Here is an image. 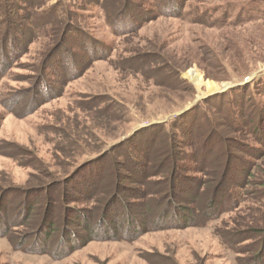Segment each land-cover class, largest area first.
Masks as SVG:
<instances>
[{"label": "rangeland", "instance_id": "374dc122", "mask_svg": "<svg viewBox=\"0 0 264 264\" xmlns=\"http://www.w3.org/2000/svg\"><path fill=\"white\" fill-rule=\"evenodd\" d=\"M155 2L131 0L141 23L135 33L118 36L102 0H0V23L10 8L6 18L15 23L11 44L8 25H0V264H264L257 243L264 232V0H188L163 13L153 9ZM47 15L61 25L33 27ZM84 40L107 46L110 57L88 61ZM55 54L66 68H58L59 77L49 71ZM44 80L48 91L41 89ZM222 95L228 114L254 122L249 134H226L228 143L218 145L208 163L229 164L233 154L241 158L238 165L250 163L231 187L237 201L227 213L181 229L134 233L125 226L128 234L68 249L60 244L61 224L42 229L50 197L61 199L67 186L72 196L71 182L97 171L114 174L115 153L139 130L167 126L202 104L187 122L206 109L227 130V113L219 114ZM237 146L242 151H233ZM188 200L190 208L199 203ZM72 205L90 207L84 199ZM77 232L87 233L74 224Z\"/></svg>", "mask_w": 264, "mask_h": 264}, {"label": "trees", "instance_id": "16d2710c", "mask_svg": "<svg viewBox=\"0 0 264 264\" xmlns=\"http://www.w3.org/2000/svg\"><path fill=\"white\" fill-rule=\"evenodd\" d=\"M120 1L122 4L117 0H102V6L107 8L105 16L108 27L114 35L133 34L138 30L142 17L139 12L130 10L131 0ZM186 1L188 0H181V2L179 0H156L153 9L157 8L161 13L175 9L178 11L185 5ZM6 6L8 5L4 7ZM7 14L11 15V8L1 15L4 18L1 19L0 25H8L7 41L11 44L15 40L10 35L13 33L12 29L15 23L10 24L6 18ZM57 19L55 15H47L42 19L37 18L32 25L38 28H43L49 24L61 25ZM66 27L68 36L74 33L71 27ZM63 29L64 27L59 26L55 32L60 34ZM0 41V45H2V37ZM59 46L57 45L55 49L60 48ZM81 46L88 53L87 58L85 57L88 61L107 60L110 57L109 48L95 40H84ZM61 49L64 50V48ZM50 59L48 61L49 71L54 76L59 77L58 68H61V71H65L66 68H62L57 63L56 54ZM45 76L47 77V75ZM44 82L45 80L41 84V89L48 91V86ZM237 91L241 92V89ZM226 97L227 95H222L218 100L223 101L220 102L221 111L219 114L224 116V113H227V116H224L226 121L224 127L227 130H222V121L214 122L212 120L213 115L211 113L209 116L206 115L207 110L205 108L206 111L203 110L198 118L195 117L196 119L191 120L195 121L194 125L191 121L187 122L186 118L190 119L191 115L197 111L200 112L205 104L186 112V114L190 112L187 116L177 117L167 126L166 124L154 125L139 130L135 136L128 139L120 151L115 153L117 154L115 166L118 169L115 170L114 174L109 176V173L97 171L94 174L96 176L92 179L85 177L81 183L77 179L72 181L71 184L75 193L72 196H69L70 186H67L61 199L50 197L48 204L46 203V206H50L48 208L50 210L42 219V229L54 230L61 224L63 231L60 236V244L68 249L73 246H81L94 240L93 238L107 240L111 234H128V232L123 231L125 226L134 233L137 231L144 233L181 229L193 224L204 226L207 222L216 220L227 213L237 201V195L231 187L236 178L242 175L247 168L249 169L250 163L243 162L244 164L238 165L235 160L238 161L241 158L234 154L229 164L227 163L228 159L224 165L215 166L216 161H214V170H212L213 166H208V163L215 157L216 147L228 143L226 134H249L247 127L254 122L247 123L246 120L244 123L239 117L241 114H228L227 104L223 100ZM230 105L233 106L234 103ZM186 123L191 125L185 128ZM167 128L170 129L169 132H167ZM197 129H199L198 135L195 134ZM178 131L181 132L182 136L189 138V142L185 140L180 142L176 133ZM140 134L148 137L146 142L140 140L144 139ZM250 134L252 133L250 132ZM210 135L212 136L211 140L209 139ZM196 145L202 146L201 149H196ZM186 147L194 152L189 155L184 150ZM124 149V154L120 155ZM233 151L242 150L241 147L237 146ZM248 153H246L247 157L253 156L252 152ZM219 158L217 157V160ZM185 160L195 165L183 166L182 162ZM189 172L201 174L203 178L189 176ZM130 184L135 185V187L132 188ZM190 197L198 199L199 203L196 207H188ZM261 198H264V195ZM80 199H84L90 207H74L72 205V203L79 202ZM161 205L165 206L162 212L160 210ZM155 216L158 219L155 220ZM168 219H170V223H167ZM74 224H77L78 228L84 229L87 233H72ZM76 234H78V239ZM260 237L257 243L262 249V255L258 262L264 263V232ZM239 243H242V240ZM228 244L231 245L229 242ZM31 249L34 247H29V250Z\"/></svg>", "mask_w": 264, "mask_h": 264}, {"label": "bare ground", "instance_id": "6f19581e", "mask_svg": "<svg viewBox=\"0 0 264 264\" xmlns=\"http://www.w3.org/2000/svg\"><path fill=\"white\" fill-rule=\"evenodd\" d=\"M195 78H196V80L198 79V78H200L199 76L197 77V76H194ZM200 80V79H199ZM209 88H210V90H215L217 87L216 86H214V85H212V84H209Z\"/></svg>", "mask_w": 264, "mask_h": 264}, {"label": "water", "instance_id": "95a60500", "mask_svg": "<svg viewBox=\"0 0 264 264\" xmlns=\"http://www.w3.org/2000/svg\"><path fill=\"white\" fill-rule=\"evenodd\" d=\"M189 110H191V108H188L186 111H184L183 113H185V112H188Z\"/></svg>", "mask_w": 264, "mask_h": 264}]
</instances>
